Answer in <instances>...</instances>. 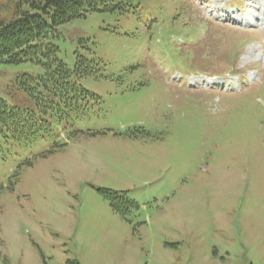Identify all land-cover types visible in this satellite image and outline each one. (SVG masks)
<instances>
[{
    "label": "rangeland",
    "instance_id": "rangeland-1",
    "mask_svg": "<svg viewBox=\"0 0 264 264\" xmlns=\"http://www.w3.org/2000/svg\"><path fill=\"white\" fill-rule=\"evenodd\" d=\"M190 6L133 0L60 26L63 63L97 61L78 83L99 99L72 128L51 119L29 145L0 143V264H264V30ZM23 73L42 67L0 63V97L33 108L13 86ZM192 74L246 85L172 82ZM115 192L138 207L114 209Z\"/></svg>",
    "mask_w": 264,
    "mask_h": 264
},
{
    "label": "trees",
    "instance_id": "trees-1",
    "mask_svg": "<svg viewBox=\"0 0 264 264\" xmlns=\"http://www.w3.org/2000/svg\"><path fill=\"white\" fill-rule=\"evenodd\" d=\"M131 6L133 0L9 1L8 18H0V63L31 61L42 67V74L23 73L13 83L15 89L27 93L33 108H19L0 97V143L29 145L38 135L50 131L51 119L66 120L72 128L74 121L84 118L89 104L99 98L78 82L86 75L100 72L97 61L78 54L74 67L69 68L59 58L60 49L53 40L60 36V26L76 18L91 12H124ZM103 193L111 195L105 190ZM112 194L110 204L114 209L124 212L138 207L127 197ZM65 264L79 263L69 260Z\"/></svg>",
    "mask_w": 264,
    "mask_h": 264
}]
</instances>
